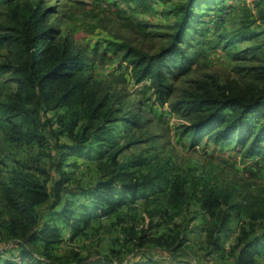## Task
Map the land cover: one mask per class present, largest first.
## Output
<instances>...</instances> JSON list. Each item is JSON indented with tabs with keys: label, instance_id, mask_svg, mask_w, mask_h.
<instances>
[{
	"label": "rangeland",
	"instance_id": "rangeland-1",
	"mask_svg": "<svg viewBox=\"0 0 264 264\" xmlns=\"http://www.w3.org/2000/svg\"><path fill=\"white\" fill-rule=\"evenodd\" d=\"M186 0H0V221L8 219L17 209L10 199L16 172L31 175L40 184L51 189L59 178L62 144H71L72 138L59 134L57 115L62 108H38L37 117L45 145L19 142L8 137V122L2 103L17 98L27 106L12 68L18 45L7 38L18 28V22L32 11L44 13V25L52 27L53 44H65L73 52H81L87 60L84 75L88 77L99 97L106 95L109 103L122 106L124 112L135 113L138 126H125L117 121L111 124L118 134V145L123 150L117 161L130 160L140 155L145 165L133 167L140 175L163 178L161 188L140 189L138 197L115 214L99 215L91 219L87 229L72 236V229L56 212H50L53 198L35 208L39 223L31 234L45 224L55 226L63 241L51 246L52 255L71 257L77 253L89 259H106L107 264H233V245L242 229L251 227L264 242V144L259 155L247 154L234 143H216L202 135L193 138L185 127L191 123L178 103L202 93L204 89L219 94L221 91H259L252 68L264 66V1L219 0L211 10H202L196 33L189 45H183L191 64L186 70L168 73V84L163 104L148 88L147 82L136 83L127 61L124 46L129 45L147 54L166 47L175 30L179 7ZM204 7V6H202ZM197 11H199L197 9ZM21 129H26L20 124ZM250 139V136L248 137ZM244 146L246 144H243ZM246 147V146H245ZM94 150L78 156H66L60 169L69 181L61 193L62 202L86 204L84 194L99 180L111 176L107 152ZM175 175H183L192 183L215 186L234 194L235 200L246 206L240 214H233L229 230L221 232L220 249L212 251L207 243L205 227L210 220L199 208L195 198L188 196L178 212L166 203L161 189ZM169 189V184L167 185ZM192 189V188H191ZM165 211V212H164ZM80 210H76V215ZM130 227L147 237H162V242H147L142 247L127 240ZM13 238L0 228V259L24 264H58L44 255L39 240L28 243ZM181 240V242H179ZM264 264V249L258 256Z\"/></svg>",
	"mask_w": 264,
	"mask_h": 264
},
{
	"label": "trees",
	"instance_id": "trees-1",
	"mask_svg": "<svg viewBox=\"0 0 264 264\" xmlns=\"http://www.w3.org/2000/svg\"><path fill=\"white\" fill-rule=\"evenodd\" d=\"M218 1L186 0L179 7L170 43L157 53L150 55L129 45H115L124 46L126 54L128 53L127 61L135 82H147L148 88L153 90L160 103L163 104L166 90L170 87L167 74L173 69L177 72L186 70L191 64V58L182 46L189 45L197 32L195 26L200 22L201 9L211 10ZM43 16L45 12L32 11L18 22V28L7 38L8 42L18 45V50L13 64L6 66L12 68L18 94H23L24 100L29 104L26 106L14 97L1 104L3 112L7 113L5 120L8 122V137L19 142L45 145L46 139L37 117L36 101L38 105L45 104L48 108L64 110L57 115L60 127L58 133L70 136L73 141L60 147L61 157L57 164L59 178L53 182L51 189L45 183L37 182L31 175L20 171L15 173L11 192L18 190L19 197L12 196L9 201L12 208L17 209V213L0 221V228L5 229L11 237L26 239L28 243L39 240L46 258L58 264H107L104 258L89 259L80 257L77 253L71 257H58L49 253L51 246L61 243L63 239L57 227L49 224L31 234L39 223L35 208L47 203L52 196L50 212L59 206L53 212L71 227L72 236H76L89 227L94 217L115 214L120 208L133 202L140 189L161 188L159 184L163 182V178L158 173L154 177L149 173L137 177L133 171L129 172L133 167L145 165L140 155L130 160L117 161L123 146L118 145L119 136L111 124L119 121L125 126H138L137 116L135 113L124 112L121 105L115 107L109 103L106 95H97V91L90 87L88 77L84 75L88 58L81 52H73L65 44L54 45V29L44 25ZM252 74L260 84L258 92L247 94L229 90L215 94L204 89V92L193 94L190 99L178 103V110H184L191 119V123L185 127L186 132L193 138L208 134L216 143H234L235 147H243L247 154H261L264 144V66L253 67ZM16 120L25 125L26 129H21ZM103 147L110 159L111 176L97 181L86 191V204L62 202V189L69 181L67 173L60 169L62 160L66 156H78L88 150L101 154L104 152ZM161 192L166 203L176 212L181 209L188 196L195 198L202 213L210 220L213 219L205 227L206 243L212 251L220 249L218 234L229 230L228 222L232 215L246 210V206L236 201L231 191L192 183L190 178L183 175H175ZM76 210H80L77 215ZM255 232L251 227L248 230L242 229L237 235L232 247L235 253L233 264H259L258 256L264 249V242ZM126 238L137 247H142L147 242H162L161 236L149 238L145 231L138 235L134 227L128 229ZM26 252L20 255V263L0 259V264H24L25 254L29 256ZM34 258L31 257L32 264H36ZM148 264L156 263L149 261Z\"/></svg>",
	"mask_w": 264,
	"mask_h": 264
}]
</instances>
